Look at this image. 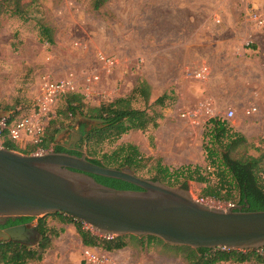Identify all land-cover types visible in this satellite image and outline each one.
Returning <instances> with one entry per match:
<instances>
[{
  "label": "rangeland",
  "instance_id": "374dc122",
  "mask_svg": "<svg viewBox=\"0 0 264 264\" xmlns=\"http://www.w3.org/2000/svg\"><path fill=\"white\" fill-rule=\"evenodd\" d=\"M15 6V0L6 3L0 14L2 114L18 119L44 110V89L51 82L69 83L85 105L99 106L130 97L145 81L150 99L145 103L136 96L132 107L160 116L157 126L130 131L96 151L136 145L149 159L138 177H152L148 171L160 160L170 170L187 165L206 169L204 176L215 185L202 150L211 118L227 120L250 144L264 148V0H108L98 12L90 10L89 0H20L14 14ZM41 24L53 30V45L40 40ZM163 95V105H156ZM65 108L59 98L53 112H46L51 120L56 111L55 141L70 145L80 118L66 117ZM249 154L258 156L253 150ZM205 187L188 183L195 199L214 208L232 206L202 200ZM38 218L52 234L51 246L42 260L28 264H186L147 236L126 239L124 249L104 252L84 247L74 226L51 214L36 217L31 227Z\"/></svg>",
  "mask_w": 264,
  "mask_h": 264
},
{
  "label": "water",
  "instance_id": "95a60500",
  "mask_svg": "<svg viewBox=\"0 0 264 264\" xmlns=\"http://www.w3.org/2000/svg\"><path fill=\"white\" fill-rule=\"evenodd\" d=\"M78 133L71 140L74 149ZM93 175L121 180L139 190L106 187ZM55 213L80 220L106 238L152 236L194 250L264 248V211L214 208L195 199L188 189L135 176L128 168L101 167L85 155H25L0 147V225L9 217ZM39 239L35 227L0 230L3 242L33 245Z\"/></svg>",
  "mask_w": 264,
  "mask_h": 264
},
{
  "label": "trees",
  "instance_id": "16d2710c",
  "mask_svg": "<svg viewBox=\"0 0 264 264\" xmlns=\"http://www.w3.org/2000/svg\"><path fill=\"white\" fill-rule=\"evenodd\" d=\"M12 0H0V14L3 13L6 3ZM108 0H89L92 12L100 11ZM17 14L20 10V0H15ZM40 40L53 45V30L43 24L40 26ZM140 97L146 103L150 99V87L145 81L137 83L130 97L117 98L114 101L99 106H87L83 103V95L78 93H66L61 98L65 102L66 117L80 118L76 123L79 131V142L76 148H67V145L58 144L55 141L59 128L56 127L55 117L52 118L43 134L41 143L27 146L20 150L11 142L6 141L4 147L25 155H32L41 150L44 153H68L86 158L93 164L121 170L128 168L137 174L146 168L149 159L144 158L139 148L134 144H122L112 151L97 153V149L103 143H113L130 131H145L149 126L156 127V118L151 116L146 109L138 110L132 107L134 97ZM166 95L161 96L155 102L162 106ZM7 112V111H3ZM2 112H0V115ZM59 114H61L59 112ZM254 147L244 135L231 128L228 121L222 118H211L206 122L202 135V150L205 154L207 168L213 169L211 175L217 179L215 185H211L209 179L204 176L206 169L199 166H182L174 170L156 160L154 167L148 172L152 173L149 179L167 184L169 187H181L188 189L189 182L205 184L201 199H215L225 201L232 206H243V210L249 212L264 211V148ZM85 149V150H84ZM253 150L258 156L249 154ZM99 157V158H98ZM98 183L118 190H139V188L117 179L92 176ZM148 179V178H147ZM225 191V194H222ZM236 194V195H235ZM248 206V208H246ZM59 218L65 224H71L75 228L81 244L86 248L101 249L104 252H115L127 246L126 239L141 241L143 237L117 236L106 238L94 233L80 220L74 219L63 213L51 214ZM36 218L20 217L22 224H31ZM40 239L34 247H29L20 242L0 241V263L2 264H28L42 260L45 251L51 246L52 234L49 235L43 218H38L35 225ZM56 237V235L54 236ZM148 239L157 240L168 247L176 255H180L186 264H243L255 262L264 264V248L259 250H226V249H198L194 250L186 246H170L160 239L147 236Z\"/></svg>",
  "mask_w": 264,
  "mask_h": 264
},
{
  "label": "built area",
  "instance_id": "2783aa9c",
  "mask_svg": "<svg viewBox=\"0 0 264 264\" xmlns=\"http://www.w3.org/2000/svg\"><path fill=\"white\" fill-rule=\"evenodd\" d=\"M115 61L110 60L113 65ZM204 70V69H203ZM206 70V69H205ZM72 87L69 83L63 81L51 82L45 86L44 89V110L33 112L32 114L20 118H15L14 114H1L0 115V147H4L6 141L11 142L20 150H24L27 146L38 145L41 143L44 130L50 121V116L46 111H52L57 100L66 93H71ZM256 109L248 111L251 115ZM53 112V111H52ZM233 116L232 111L226 113L227 118ZM41 150H37L35 154H43ZM90 259V257H88ZM99 261L98 259H92Z\"/></svg>",
  "mask_w": 264,
  "mask_h": 264
},
{
  "label": "flooded vegetation",
  "instance_id": "af4514ba",
  "mask_svg": "<svg viewBox=\"0 0 264 264\" xmlns=\"http://www.w3.org/2000/svg\"><path fill=\"white\" fill-rule=\"evenodd\" d=\"M70 146L73 148L71 143H70V145H67V148H70ZM19 226L31 227L29 224L20 223L19 222V218L9 217V218H6V219L2 220V225H0V230L1 231H6V230L17 228ZM29 241L30 240L28 239L27 242H29Z\"/></svg>",
  "mask_w": 264,
  "mask_h": 264
}]
</instances>
